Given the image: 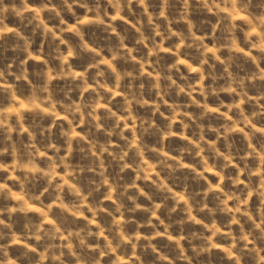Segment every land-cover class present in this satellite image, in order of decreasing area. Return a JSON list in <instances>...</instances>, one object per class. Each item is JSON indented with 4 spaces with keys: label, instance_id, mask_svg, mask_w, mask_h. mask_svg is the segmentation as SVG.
<instances>
[{
    "label": "clouds",
    "instance_id": "1",
    "mask_svg": "<svg viewBox=\"0 0 264 264\" xmlns=\"http://www.w3.org/2000/svg\"><path fill=\"white\" fill-rule=\"evenodd\" d=\"M92 27L106 46L85 38ZM262 65L264 0H0V264H216L215 250L227 264H264ZM173 138L185 142L176 154ZM185 170L174 191L168 180ZM189 179L204 186L189 191ZM162 210L182 215L166 223Z\"/></svg>",
    "mask_w": 264,
    "mask_h": 264
},
{
    "label": "rangeland",
    "instance_id": "2",
    "mask_svg": "<svg viewBox=\"0 0 264 264\" xmlns=\"http://www.w3.org/2000/svg\"><path fill=\"white\" fill-rule=\"evenodd\" d=\"M77 11L82 13V10H80V9H77ZM66 18L69 19V22H74V21H72L71 17H66ZM193 19H195V20L198 21L200 19V16L199 15H194ZM8 22H9L10 25H16V24H18V21H16L15 19H13L11 17L9 18V21ZM117 24L119 25V30L122 31V32H126L127 35H128V39L126 40V44L129 47L133 46L134 45V31L131 30L129 26L123 25L121 22H117ZM197 34L199 35L201 33L198 32ZM105 36H106V33H102L101 30H99L97 28H94V27L87 28L85 30V38L89 41V43H91L93 45H96V46H106V43L107 42H106L105 39H103V37H105ZM112 42H115V37L112 38ZM40 43H41V41L38 40L37 41V44L34 45V50L38 49ZM171 43L172 42H167L165 44V46L167 47ZM206 43H208L211 46V41H206ZM47 47L48 46L45 45V50H47ZM142 51L146 52V49H143ZM189 52H190V58H191V56H194L195 55V53L194 52H191V50H189ZM8 55L11 56L12 53H8ZM105 55H107V53H105ZM161 56L163 57V60L161 61V64L162 65L163 64H166V63H170L173 60V57H171L170 54H163L162 53ZM87 61H88V57L87 56H84L80 60L73 61V63H74L75 66H77L78 68H81L82 69V67L87 63ZM29 65H30V70H31V66H32V62L31 61L29 62ZM262 66H264V65H262ZM118 67L121 68V69H124V68H129L130 66L129 65H124L123 63H120L118 65ZM245 67L246 68H252L254 66H252V65H245ZM181 69H182V71L185 72V74H187V70L184 69L183 66H181ZM235 70L236 69L234 68V71ZM220 72H222V67L219 66V65H217V73H220ZM241 74H243V73H241ZM191 78L194 80L196 78L195 74H193ZM54 83H56V82H54ZM205 83L206 84L207 83H210V81H205ZM59 86H61V87L63 86V82L62 81L59 82ZM255 91H256V89H254V88L251 89L250 90V94H254ZM221 98L224 99L226 102H229L230 101V97H228L226 94H222V97ZM117 99L119 100L120 98H117ZM168 99H169L170 102H172V101L176 100V97L173 94V95L169 96ZM209 102L211 104H214L215 103V101L212 100V99H210ZM262 103H264V101H262ZM245 108L248 111L251 110L250 108H248L247 105L245 106ZM190 110L191 111H195L197 113L199 112L198 109H190ZM142 111L143 110H141V112ZM162 111H165L166 115L168 114L166 109H162ZM222 111H223V109H222ZM156 120H157V123L158 124L163 125L165 123V121H163V119L160 118L158 114H157ZM45 123H48V121H45ZM205 123L206 124L207 123L218 124V123H220V121L216 117H212L209 120H206ZM175 127H176L177 130H179V128H180L179 124H177ZM188 134L189 135H192L191 130L189 131ZM207 138L210 139V140H214L215 139V135L214 134H208L207 135ZM145 139L149 143H154L155 142V138L154 137H146ZM236 140H237V143L238 144L239 143H242V138L240 136H237L236 137ZM184 143H185L184 141H181V140H179L177 138H173L169 142V146L173 150V154H176L175 153V149L177 147L182 146ZM219 146L221 147V150H224V148H223V141L220 142V145ZM76 160L78 162V160H79V157L78 156H77ZM185 162L186 163H196V161L193 160V158L190 157V156H186L185 157ZM230 171H234V170H231L230 169ZM184 175H189V177H190L191 174L190 173H187V170H185V172H183V173H177L176 176H173V177H171L168 180L170 186L173 187V190L174 191H182L183 190V187H184L183 177H184ZM206 175L208 176L209 180L212 183L218 182L217 181V178L215 176H213L212 174L206 173ZM133 176H134V173H132L129 170L128 173H127V175H126V177H125V179L130 180ZM245 179H246V177H245ZM82 183H83V181H82ZM139 183H140L141 187H143L145 189V191H150L153 194L154 199H157V200L159 199V195L157 193H155V190L151 187L150 183L146 184L143 181H141ZM41 186H42V183L36 185V187L33 188V191H38ZM203 186H204V182L203 181H201L198 184V183L192 181L191 179H189V184H188L189 191H193V192L194 191H197L200 188H202ZM241 187H243V186H241ZM229 188H230V185H226V190H228ZM140 202L143 203V204H149V202L146 201V200H144L143 197H141ZM256 203H257L256 198L253 197L252 205L255 206ZM169 204H171V202H169ZM214 205H215L214 199L212 197H209V206H214ZM105 206L108 207V208H112L113 207V205L111 204V202H106ZM230 206H231V202H230ZM54 212H56L57 216H59L58 210H54ZM194 214H196V213H194ZM30 215H32L33 218H37V214H35V213L30 214ZM88 215L90 217V214H88ZM159 215L161 216V218L165 219V222L166 223H168V222H172L175 219L179 218L182 214L181 213H177L175 216L172 217V221L169 220V218H168V216H167V214H166V212L164 210H162L159 213ZM136 218L139 219V220H145L147 218V216L144 213H137L136 214ZM198 218L199 219H203L205 222H210V217L206 213H200V214H198ZM217 219H218V221H220L221 223H223L226 220V217L221 216V215L218 214L217 215ZM16 220H17V230L19 231V230L22 229V226H23V222H24L23 221V217L18 214L17 217H16ZM109 220H110V218L107 217V216H102L101 217V222L102 223H108ZM79 223L83 224V221H80ZM129 228L130 229L131 228H134V226H129ZM160 230L163 231V228L161 227ZM192 230L203 231V229L199 225H191V224H188V225L185 226V232L186 233H188V232H190ZM141 231H147V230L142 229ZM172 231L174 233H176V232H178V228H173ZM220 242H223V241H220ZM154 243H157L158 246L163 247L166 244V241L161 238V239H159L157 241H154ZM184 243H185V247H187V243L186 242H184ZM189 254H191V253L189 252ZM144 258H145V261L146 262L147 261H150L152 259L151 255H146ZM214 258L216 260V264H227V262L223 261V254L220 253L218 250H215L214 251Z\"/></svg>",
    "mask_w": 264,
    "mask_h": 264
}]
</instances>
